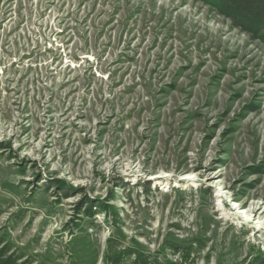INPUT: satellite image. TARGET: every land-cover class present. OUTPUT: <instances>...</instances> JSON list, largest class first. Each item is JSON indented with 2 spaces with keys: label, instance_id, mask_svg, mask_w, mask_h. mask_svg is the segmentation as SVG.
Listing matches in <instances>:
<instances>
[{
  "label": "rangeland",
  "instance_id": "1",
  "mask_svg": "<svg viewBox=\"0 0 264 264\" xmlns=\"http://www.w3.org/2000/svg\"><path fill=\"white\" fill-rule=\"evenodd\" d=\"M3 250L264 264V45L199 0H0Z\"/></svg>",
  "mask_w": 264,
  "mask_h": 264
},
{
  "label": "trees",
  "instance_id": "2",
  "mask_svg": "<svg viewBox=\"0 0 264 264\" xmlns=\"http://www.w3.org/2000/svg\"><path fill=\"white\" fill-rule=\"evenodd\" d=\"M231 22V25L264 45V0H199ZM0 252V264H15Z\"/></svg>",
  "mask_w": 264,
  "mask_h": 264
}]
</instances>
